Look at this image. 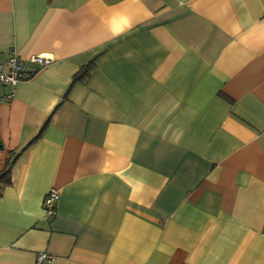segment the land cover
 Segmentation results:
<instances>
[{"label": "crops", "instance_id": "obj_1", "mask_svg": "<svg viewBox=\"0 0 264 264\" xmlns=\"http://www.w3.org/2000/svg\"><path fill=\"white\" fill-rule=\"evenodd\" d=\"M11 49L0 264H264V0H0Z\"/></svg>", "mask_w": 264, "mask_h": 264}, {"label": "built area", "instance_id": "obj_2", "mask_svg": "<svg viewBox=\"0 0 264 264\" xmlns=\"http://www.w3.org/2000/svg\"><path fill=\"white\" fill-rule=\"evenodd\" d=\"M28 60L40 67L49 64L52 60L49 54L32 55ZM29 70L26 66V61L14 49L2 59H0V104L10 100L14 95V89L18 82L29 77ZM5 88H10V91H4ZM59 199V192L51 189L46 194L43 206L48 217L55 215V202ZM53 256L41 252L36 257V264H51Z\"/></svg>", "mask_w": 264, "mask_h": 264}, {"label": "trees", "instance_id": "obj_3", "mask_svg": "<svg viewBox=\"0 0 264 264\" xmlns=\"http://www.w3.org/2000/svg\"><path fill=\"white\" fill-rule=\"evenodd\" d=\"M88 68L91 69L90 64L89 65H85L84 68L79 71V73H88ZM82 76H75V79L77 80L78 78H81ZM10 163L7 162V164L5 165V167L0 171V186L4 185V184H8L10 182Z\"/></svg>", "mask_w": 264, "mask_h": 264}]
</instances>
